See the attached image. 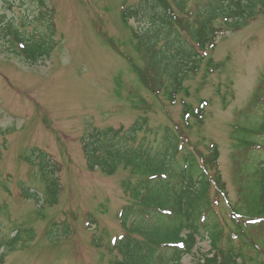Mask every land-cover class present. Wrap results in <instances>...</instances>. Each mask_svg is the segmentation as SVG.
<instances>
[{
	"label": "rangeland",
	"instance_id": "obj_1",
	"mask_svg": "<svg viewBox=\"0 0 264 264\" xmlns=\"http://www.w3.org/2000/svg\"><path fill=\"white\" fill-rule=\"evenodd\" d=\"M153 1L0 0V241L19 229L32 231L30 237L21 232L24 245L18 242L13 250L4 248L3 264H114L119 260L110 241L122 234L117 211L129 202L122 182L137 176L122 168L109 176L86 169L81 140L92 129H125L145 120L139 135L153 144L165 126L180 135L182 150L197 147L207 154L214 143L217 168L231 204L240 198L241 182L252 174L258 178L255 170L264 159V130H240L264 123L260 91L264 88V6L238 29L213 21L223 33L197 69L187 72L183 91L170 98L162 89L147 88L130 67L133 60L143 69L130 31L138 24L142 29L150 25L148 6ZM168 1L179 17L185 16ZM199 2L185 0L188 22H194ZM127 6L138 9L139 19L125 24L121 10ZM161 9L156 5L154 12ZM9 20L24 35L51 37L55 46L50 56L33 63L14 53L10 36L2 31ZM103 32L111 40L106 41ZM157 48H165L163 39ZM161 76L166 79L162 69ZM185 104L194 115L183 113ZM240 139L253 143L243 145ZM37 150L61 165V193L52 206L20 195L21 186L43 190L37 166L25 159L30 156L35 163ZM223 204L228 205L222 200L215 207L217 228L222 230L219 247L227 245L231 226L230 210ZM63 230L68 235H62ZM209 249V238L197 241L181 264H194Z\"/></svg>",
	"mask_w": 264,
	"mask_h": 264
},
{
	"label": "trees",
	"instance_id": "obj_2",
	"mask_svg": "<svg viewBox=\"0 0 264 264\" xmlns=\"http://www.w3.org/2000/svg\"><path fill=\"white\" fill-rule=\"evenodd\" d=\"M157 1L163 8L162 12L151 15L156 23L151 22L141 34L132 30L133 39L142 51L151 74L147 77L133 63L132 67L147 88L162 89L170 98L183 90L181 80L187 70L185 62L195 55L190 41L201 51L211 47L215 37L221 33L213 25L215 19L238 29L258 13L260 6H264V0H206L204 4H196L195 21L199 26L193 28L183 18L177 17L169 3ZM184 1H176L181 12ZM126 17L127 11L123 12V20ZM175 25L187 33L190 41L180 35ZM15 26L9 20L3 28V36H10V44L17 46L15 52L22 53L33 62L50 55L55 46L51 37L34 36L33 33L24 35ZM166 36L171 40H167L165 48L158 51L155 47L159 39ZM167 58H170L171 71L169 78L163 79L159 63ZM192 65L196 66L195 57ZM186 112L194 115L191 107L185 104L183 113ZM141 123H134L125 130L122 127L92 129L81 141L87 170L96 169L102 174L113 175L122 168L129 172V176H137V179L126 178L122 182L129 202L117 211L122 234L114 236L110 242L120 254L114 264H181L182 258L192 253L195 243L205 237L210 239L212 254L202 255L194 264H264V159L256 163L258 178L252 174L245 183L241 182L240 198L231 204L225 181L217 168L218 151L214 143L209 146L207 154L197 147L182 150L180 135L165 126L160 140L153 144L145 135H139ZM263 130L264 123H258L251 133ZM239 142L248 145L244 139ZM261 143L264 145V141ZM35 159V164L30 163L37 166L43 183L41 197L38 191H29L22 186L21 196L54 205L61 193L60 165L49 161L42 151L37 152ZM222 200L228 203L223 205L229 208L231 221L225 247L217 245L222 230L217 228L219 223L215 216V207ZM17 231L15 236L0 241V247L13 250L18 242L24 245L21 232L32 236L31 230ZM232 236L239 241L233 242ZM3 256L1 253L0 264H3Z\"/></svg>",
	"mask_w": 264,
	"mask_h": 264
}]
</instances>
